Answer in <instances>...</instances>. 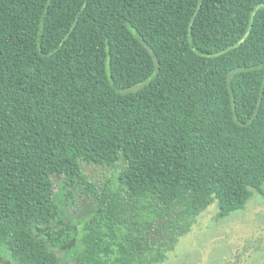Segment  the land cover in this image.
I'll use <instances>...</instances> for the list:
<instances>
[{
    "label": "trees",
    "instance_id": "16d2710c",
    "mask_svg": "<svg viewBox=\"0 0 264 264\" xmlns=\"http://www.w3.org/2000/svg\"><path fill=\"white\" fill-rule=\"evenodd\" d=\"M119 168L115 188L84 166ZM53 178L95 205L77 231ZM264 186V0H0V245L163 264Z\"/></svg>",
    "mask_w": 264,
    "mask_h": 264
},
{
    "label": "rangeland",
    "instance_id": "374dc122",
    "mask_svg": "<svg viewBox=\"0 0 264 264\" xmlns=\"http://www.w3.org/2000/svg\"><path fill=\"white\" fill-rule=\"evenodd\" d=\"M84 174L99 189L114 190L119 168L83 167ZM53 199L63 218L80 232L84 222L94 213L95 205L79 194L76 201L65 202L66 190L60 179L53 178ZM264 194V186L262 188ZM215 201L205 209L186 235L167 255L163 264H264V195L253 192L244 208L224 218H217ZM81 233L68 250L55 249L59 264H76L75 256L81 248ZM0 264H18L4 246L0 245Z\"/></svg>",
    "mask_w": 264,
    "mask_h": 264
}]
</instances>
